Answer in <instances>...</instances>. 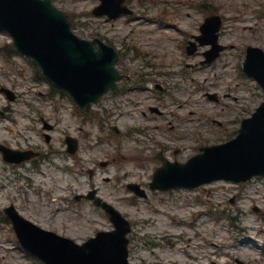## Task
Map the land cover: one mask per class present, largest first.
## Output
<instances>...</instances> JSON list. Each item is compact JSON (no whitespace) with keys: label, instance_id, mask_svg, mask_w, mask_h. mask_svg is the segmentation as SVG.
Masks as SVG:
<instances>
[{"label":"rangeland","instance_id":"obj_1","mask_svg":"<svg viewBox=\"0 0 264 264\" xmlns=\"http://www.w3.org/2000/svg\"><path fill=\"white\" fill-rule=\"evenodd\" d=\"M52 2L70 14L76 34L92 38L99 33L120 49L133 50L137 57L131 59L129 51L119 66L136 78L142 67L152 73V81L146 91L105 96L93 108L107 113L100 127L74 114L67 97L52 96L48 83L34 77L35 66L6 50L11 39L0 30V49L6 53H0V143L43 153L40 160L19 164L0 154V211L13 204L40 226L82 242L113 228L91 201L73 199L96 188L131 223V264H264V176L190 190L147 188L159 165L156 153L185 161L201 145L224 142L264 100V90L241 67L246 45L264 49V0H130L138 18L133 21L94 17L97 0ZM204 2L222 17L220 42L229 48L213 64L200 66L196 63L205 47L188 56L180 43L198 33ZM154 19L161 20L159 26ZM158 83L164 86L159 98ZM1 87L11 89L17 99L9 101ZM154 105L161 114L148 111ZM42 117L55 123L54 130L42 129ZM43 132L50 134L49 142ZM67 134L79 140L72 155L66 152ZM100 161L108 164L101 167ZM88 169L93 170L91 178ZM129 182L140 184L147 197L129 191ZM11 231L0 221V264H44L28 256Z\"/></svg>","mask_w":264,"mask_h":264},{"label":"water","instance_id":"obj_2","mask_svg":"<svg viewBox=\"0 0 264 264\" xmlns=\"http://www.w3.org/2000/svg\"><path fill=\"white\" fill-rule=\"evenodd\" d=\"M111 5L112 0H102L94 13H106ZM0 27L10 32L18 50L32 57L50 80L68 90L85 109L118 77L112 67L116 60L113 49L100 43L95 51L93 42L73 35L65 14L54 8L49 0H0ZM212 28L202 42L215 40L212 31L218 24ZM245 69L264 87L262 50L248 49ZM67 142L69 151L74 152L76 140L68 138ZM201 149L202 153L184 164L165 162L153 174L149 186L193 187L219 178L240 181L254 174H264V102L251 117L243 119L234 139ZM29 156L28 152L20 153L19 157L5 155L15 161ZM96 203L102 205L116 228L98 232L81 246L43 231L21 217H14L13 222L21 242H25V246L29 242L30 249L50 264H128L125 234L130 229L129 223L109 204L98 199Z\"/></svg>","mask_w":264,"mask_h":264},{"label":"flooded vegetation","instance_id":"obj_3","mask_svg":"<svg viewBox=\"0 0 264 264\" xmlns=\"http://www.w3.org/2000/svg\"><path fill=\"white\" fill-rule=\"evenodd\" d=\"M128 77H129V75L128 74H126Z\"/></svg>","mask_w":264,"mask_h":264}]
</instances>
